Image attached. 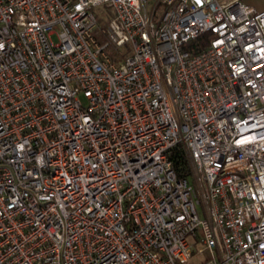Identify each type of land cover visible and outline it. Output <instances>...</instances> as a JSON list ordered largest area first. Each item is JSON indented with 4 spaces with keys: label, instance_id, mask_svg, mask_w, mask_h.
Instances as JSON below:
<instances>
[{
    "label": "built area",
    "instance_id": "2783aa9c",
    "mask_svg": "<svg viewBox=\"0 0 264 264\" xmlns=\"http://www.w3.org/2000/svg\"><path fill=\"white\" fill-rule=\"evenodd\" d=\"M0 264H264V9L0 0Z\"/></svg>",
    "mask_w": 264,
    "mask_h": 264
},
{
    "label": "trees",
    "instance_id": "16d2710c",
    "mask_svg": "<svg viewBox=\"0 0 264 264\" xmlns=\"http://www.w3.org/2000/svg\"><path fill=\"white\" fill-rule=\"evenodd\" d=\"M210 33H204L197 38H194L184 45V48L189 51H198L204 47L209 41ZM174 167L180 176L190 175V164L185 150L182 147H177L172 151Z\"/></svg>",
    "mask_w": 264,
    "mask_h": 264
},
{
    "label": "crops",
    "instance_id": "0c3cea01",
    "mask_svg": "<svg viewBox=\"0 0 264 264\" xmlns=\"http://www.w3.org/2000/svg\"><path fill=\"white\" fill-rule=\"evenodd\" d=\"M158 0H151V2H157ZM245 3H247L248 5L259 9V10H263L264 9V0H242Z\"/></svg>",
    "mask_w": 264,
    "mask_h": 264
},
{
    "label": "rangeland",
    "instance_id": "374dc122",
    "mask_svg": "<svg viewBox=\"0 0 264 264\" xmlns=\"http://www.w3.org/2000/svg\"><path fill=\"white\" fill-rule=\"evenodd\" d=\"M95 12L96 13H101L104 17L106 16V11L105 10H103V8L102 7H97V8H95ZM53 40L55 41V42H57L58 41V39H57V37L54 35L53 36ZM83 98V100L85 101V98L84 97H82Z\"/></svg>",
    "mask_w": 264,
    "mask_h": 264
}]
</instances>
